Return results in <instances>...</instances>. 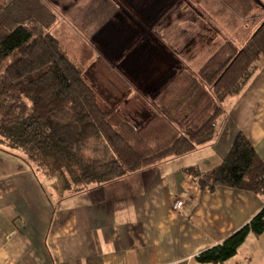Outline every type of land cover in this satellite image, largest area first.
I'll return each mask as SVG.
<instances>
[{
    "label": "trees",
    "instance_id": "obj_1",
    "mask_svg": "<svg viewBox=\"0 0 264 264\" xmlns=\"http://www.w3.org/2000/svg\"><path fill=\"white\" fill-rule=\"evenodd\" d=\"M232 8L244 20L257 3L234 0ZM54 22L42 0L0 2V145L42 176L58 179L63 191L104 185L208 144L225 115L223 103L241 92L264 58L263 19L244 46L226 41L190 76L172 72L169 79L181 81L180 95L175 85L165 103L153 99L152 114L136 128L120 115L125 101L105 107L84 71L67 59L47 32ZM194 178L209 191L226 187L264 198V162L241 134L207 182ZM263 232L264 205L195 261L223 264L249 235Z\"/></svg>",
    "mask_w": 264,
    "mask_h": 264
},
{
    "label": "crops",
    "instance_id": "obj_2",
    "mask_svg": "<svg viewBox=\"0 0 264 264\" xmlns=\"http://www.w3.org/2000/svg\"><path fill=\"white\" fill-rule=\"evenodd\" d=\"M256 66L241 92L223 103L211 142L107 184L63 191L58 179L10 153L0 164V264H198L199 253L264 205L260 195L209 191L194 178L207 182L238 134L264 162V58ZM175 201L183 203L178 211ZM223 264H264V232L249 235Z\"/></svg>",
    "mask_w": 264,
    "mask_h": 264
},
{
    "label": "rangeland",
    "instance_id": "obj_3",
    "mask_svg": "<svg viewBox=\"0 0 264 264\" xmlns=\"http://www.w3.org/2000/svg\"><path fill=\"white\" fill-rule=\"evenodd\" d=\"M42 1L55 14L47 32L105 107L125 101L120 115L136 128L152 114L153 99L165 103L175 85L180 95L181 81H171L172 72L190 76L226 41L244 46L264 19L261 0L244 20L234 0ZM9 151L0 145V164Z\"/></svg>",
    "mask_w": 264,
    "mask_h": 264
},
{
    "label": "built area",
    "instance_id": "obj_4",
    "mask_svg": "<svg viewBox=\"0 0 264 264\" xmlns=\"http://www.w3.org/2000/svg\"><path fill=\"white\" fill-rule=\"evenodd\" d=\"M183 206V203L180 202V201H175L172 205V209L175 210V211H178L182 208Z\"/></svg>",
    "mask_w": 264,
    "mask_h": 264
}]
</instances>
